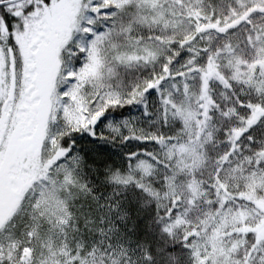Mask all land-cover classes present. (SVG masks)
<instances>
[{
    "label": "snow or ice",
    "instance_id": "snow-or-ice-1",
    "mask_svg": "<svg viewBox=\"0 0 264 264\" xmlns=\"http://www.w3.org/2000/svg\"><path fill=\"white\" fill-rule=\"evenodd\" d=\"M0 264H264V0H0Z\"/></svg>",
    "mask_w": 264,
    "mask_h": 264
}]
</instances>
